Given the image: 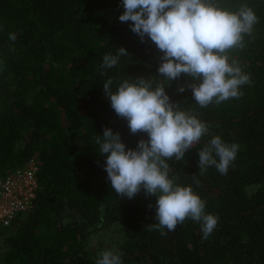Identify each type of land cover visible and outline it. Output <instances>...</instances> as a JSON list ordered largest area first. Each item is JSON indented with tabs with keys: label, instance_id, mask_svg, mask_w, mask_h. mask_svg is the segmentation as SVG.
I'll return each mask as SVG.
<instances>
[{
	"label": "trees",
	"instance_id": "1",
	"mask_svg": "<svg viewBox=\"0 0 264 264\" xmlns=\"http://www.w3.org/2000/svg\"><path fill=\"white\" fill-rule=\"evenodd\" d=\"M223 2L247 3L258 17L245 47L230 53L251 85L206 108L195 103L192 77L165 87L171 102L209 125L183 160L168 162L170 177L191 185L218 216L204 239L190 219L174 232L154 228L156 197L142 190L120 198L107 179L95 137L111 128L133 149L148 137L130 132L103 84L111 78L115 91L129 77L164 80L163 53L119 20L122 0H0V179L36 156L40 184L32 207L0 226V264H96L103 250L122 254L123 264H264V0ZM119 47L128 55L102 69L103 56ZM212 135L239 145L225 175L198 168ZM114 223L122 233L112 243L95 241Z\"/></svg>",
	"mask_w": 264,
	"mask_h": 264
},
{
	"label": "clouds",
	"instance_id": "2",
	"mask_svg": "<svg viewBox=\"0 0 264 264\" xmlns=\"http://www.w3.org/2000/svg\"><path fill=\"white\" fill-rule=\"evenodd\" d=\"M122 6L119 20L131 21V31L141 41L150 38L163 53L158 72L164 80L129 77L119 82L115 91L111 78L103 84L111 108L127 121L130 132L148 137L140 139L134 149L127 148L120 133L111 128L105 127L103 136L95 137L99 153L106 154L107 179L120 198L132 199L142 190L156 197L154 220L158 223L154 228L174 232L190 219L200 223L207 239L218 216L205 211L206 201L191 185L170 177L168 162L183 160L193 145L210 134L209 125L171 102L165 87L182 74L192 77L188 87L201 108L241 98L240 89L251 85V76L230 53L245 47V37L252 36L258 17L247 3L227 6L223 0H122ZM16 38L9 33V40ZM125 55L123 47L115 55L105 54L101 68L115 67ZM178 90L184 92L185 88ZM238 149L237 143L212 135L198 152L200 174L209 167L227 174ZM195 182L199 185V180ZM98 257L96 264H123L122 254L116 251L103 250Z\"/></svg>",
	"mask_w": 264,
	"mask_h": 264
},
{
	"label": "built area",
	"instance_id": "3",
	"mask_svg": "<svg viewBox=\"0 0 264 264\" xmlns=\"http://www.w3.org/2000/svg\"><path fill=\"white\" fill-rule=\"evenodd\" d=\"M39 159L31 157L0 179V226L8 225L22 211L32 207L38 180Z\"/></svg>",
	"mask_w": 264,
	"mask_h": 264
},
{
	"label": "rangeland",
	"instance_id": "4",
	"mask_svg": "<svg viewBox=\"0 0 264 264\" xmlns=\"http://www.w3.org/2000/svg\"><path fill=\"white\" fill-rule=\"evenodd\" d=\"M98 233L97 238H95V241L98 240H105L106 242L114 241L115 238H117L122 233V227L118 224H112L107 231ZM114 239V240H113ZM112 243V242H111Z\"/></svg>",
	"mask_w": 264,
	"mask_h": 264
}]
</instances>
